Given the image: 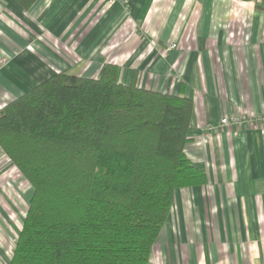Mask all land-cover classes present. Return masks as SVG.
<instances>
[{"label": "crops", "instance_id": "0c3cea01", "mask_svg": "<svg viewBox=\"0 0 264 264\" xmlns=\"http://www.w3.org/2000/svg\"><path fill=\"white\" fill-rule=\"evenodd\" d=\"M108 63L123 83L137 71L139 86L193 99L185 152L208 179L176 189L148 264H264V131L221 124L264 114V0H0V108ZM33 192L0 146V264Z\"/></svg>", "mask_w": 264, "mask_h": 264}, {"label": "trees", "instance_id": "16d2710c", "mask_svg": "<svg viewBox=\"0 0 264 264\" xmlns=\"http://www.w3.org/2000/svg\"><path fill=\"white\" fill-rule=\"evenodd\" d=\"M118 75L58 71L0 108V146L34 190L11 264H148L176 189L207 182L185 152L192 97Z\"/></svg>", "mask_w": 264, "mask_h": 264}, {"label": "built area", "instance_id": "2783aa9c", "mask_svg": "<svg viewBox=\"0 0 264 264\" xmlns=\"http://www.w3.org/2000/svg\"><path fill=\"white\" fill-rule=\"evenodd\" d=\"M115 0H109V2H114ZM177 44L173 43L171 45V47H176ZM168 54V50H165V55ZM4 62L7 61L6 58L3 59ZM247 123H256L259 124L260 127L263 129L264 131V114H260V115H251L248 112H243V113H239V114H234L231 116H225L221 119V124L228 126V127H240L243 126ZM214 126H209L208 129H213Z\"/></svg>", "mask_w": 264, "mask_h": 264}, {"label": "rangeland", "instance_id": "374dc122", "mask_svg": "<svg viewBox=\"0 0 264 264\" xmlns=\"http://www.w3.org/2000/svg\"><path fill=\"white\" fill-rule=\"evenodd\" d=\"M109 1V0H108Z\"/></svg>", "mask_w": 264, "mask_h": 264}]
</instances>
